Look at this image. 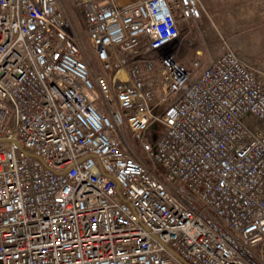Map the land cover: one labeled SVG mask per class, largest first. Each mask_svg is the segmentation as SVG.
Wrapping results in <instances>:
<instances>
[{
    "label": "built area",
    "instance_id": "obj_1",
    "mask_svg": "<svg viewBox=\"0 0 264 264\" xmlns=\"http://www.w3.org/2000/svg\"><path fill=\"white\" fill-rule=\"evenodd\" d=\"M0 0V264H264V84L201 0ZM198 54V53H197Z\"/></svg>",
    "mask_w": 264,
    "mask_h": 264
},
{
    "label": "rangeland",
    "instance_id": "obj_2",
    "mask_svg": "<svg viewBox=\"0 0 264 264\" xmlns=\"http://www.w3.org/2000/svg\"><path fill=\"white\" fill-rule=\"evenodd\" d=\"M205 13L197 22L182 25L181 31L184 42L180 48V59L190 65L194 60L198 48L204 49L202 63L207 65L223 51V39L228 40L234 48L233 40L237 39L249 43L254 36L251 29L253 23L264 18V0H202ZM61 8L71 19L75 34L78 37L87 61L92 65L93 75L102 74V68L94 56L84 18L76 0H59ZM211 10L218 16L211 17ZM215 22V24H214ZM251 25V26H250ZM255 38V37H254ZM257 76L264 84V74Z\"/></svg>",
    "mask_w": 264,
    "mask_h": 264
},
{
    "label": "crops",
    "instance_id": "obj_3",
    "mask_svg": "<svg viewBox=\"0 0 264 264\" xmlns=\"http://www.w3.org/2000/svg\"><path fill=\"white\" fill-rule=\"evenodd\" d=\"M210 13L212 15L211 17L216 18L218 16V14L213 10H211ZM190 22H197V20H191L189 22H181L180 26L189 25ZM214 24H215V22H214ZM251 32H252V34L254 33V36L251 38L249 43L245 42L244 40L243 41H240L237 39L233 40L234 46L236 47L234 49H235L236 53L238 54V56L244 62L249 64V66H251L254 70H256L258 72V74H261V73L264 74V18L253 23ZM204 54H205L204 49L202 47H200L195 52V57L199 58V59H201V58L205 59ZM180 61H181V59H180ZM183 64H185V63H183ZM185 65H187V64H185ZM191 65H192V63L190 65H187V66L191 67Z\"/></svg>",
    "mask_w": 264,
    "mask_h": 264
}]
</instances>
